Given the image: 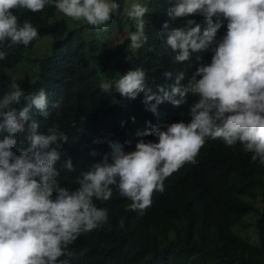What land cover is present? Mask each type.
Returning <instances> with one entry per match:
<instances>
[{
    "label": "clouds",
    "instance_id": "1",
    "mask_svg": "<svg viewBox=\"0 0 264 264\" xmlns=\"http://www.w3.org/2000/svg\"><path fill=\"white\" fill-rule=\"evenodd\" d=\"M48 3L96 29L107 28L120 7V0H0V49L8 42L27 46L38 35L37 28L27 19L20 22L13 9L36 12ZM147 11L139 0H132L127 9V17L135 21V31L128 33L132 50L148 40ZM190 14L202 15L206 26L201 29L193 19L171 29L168 21L162 24L173 62L188 61L200 50L211 52L210 61L198 64L186 83H180L181 71L168 88L158 85L153 91L146 84L145 69L137 66L100 84L104 92L114 89L129 99L142 93L153 114L163 101L178 106L188 95L198 97L190 105V119L138 130L137 136L157 139H138L132 150L108 139L110 151L75 178L74 189L58 179L61 168H74L71 157L57 167L69 139L66 131L54 123L47 133L39 132L40 121L32 111L48 117L45 90L26 94L11 82L10 90L0 95V264H71L69 245L81 233L108 222V209L96 201H107L115 187L131 201L129 209L143 211L153 191H163L166 177L186 162L196 163L206 139L219 138L227 146L239 143L251 160L264 166V0H171L167 8L172 19ZM222 24L226 31L218 39ZM5 56L0 50V60ZM22 98L25 103L17 109ZM59 107V101L52 102V109ZM21 133V143L27 146L13 150Z\"/></svg>",
    "mask_w": 264,
    "mask_h": 264
},
{
    "label": "trees",
    "instance_id": "2",
    "mask_svg": "<svg viewBox=\"0 0 264 264\" xmlns=\"http://www.w3.org/2000/svg\"><path fill=\"white\" fill-rule=\"evenodd\" d=\"M147 1L144 31L148 40L136 50L129 45L112 47L108 39L111 27L128 26L135 31V21L119 13L131 3L121 1L117 23L112 15L103 29L89 24L69 29L64 20L49 23L56 10L51 3L36 12L13 9L20 22L27 19L37 28L38 35L27 46L8 42L0 49L6 52L0 60V95L10 90L11 76L6 71L16 68L39 38L51 35V51L34 59L38 70L20 86L26 94L41 88L47 94L48 117L32 109L40 121L38 131L47 133L48 127L56 123L69 137L62 145L57 167L71 157L74 168H61L58 179L62 185L77 187L75 178L110 151L108 139L119 140L126 151L132 150L138 139H157L150 134L137 136L138 130L190 119V105L198 97L188 95L178 106L163 101L153 114L146 109L142 93L129 99L114 89L104 92L100 87L102 81L115 80L140 66L145 69L146 84L157 91L158 85H172L181 71L184 77L180 83H186L198 64L210 61L211 52L200 50L188 61L173 62L174 53L166 44L162 28L164 21L171 29L193 19L203 29L207 22L202 15L172 19L167 15L171 0ZM225 31L222 24L217 38ZM166 71L172 76L166 77ZM54 101H59V109L51 108ZM24 103L22 98L17 109ZM22 138L23 133L17 136L13 150L27 146L26 141L21 143ZM92 150L95 156L90 155ZM250 157L251 153L244 152L239 143L227 146L219 138L206 139L195 157L196 163L186 162L166 177L163 191H153L152 202L143 211L129 209L131 201L113 187L107 201H96L108 209V222L77 236L69 245L73 255L68 259L71 264H264V166ZM259 202L261 205L255 208ZM253 210L259 212L255 222L258 244L234 231Z\"/></svg>",
    "mask_w": 264,
    "mask_h": 264
},
{
    "label": "rangeland",
    "instance_id": "3",
    "mask_svg": "<svg viewBox=\"0 0 264 264\" xmlns=\"http://www.w3.org/2000/svg\"><path fill=\"white\" fill-rule=\"evenodd\" d=\"M123 2L124 4L131 3L132 0H120V2ZM140 3L147 4V0H139ZM129 7H124L121 11H119L121 16H126L127 9ZM118 10H116L115 13H113V19L116 22L118 17ZM126 18V17H125ZM58 20H64L67 24V27L69 29H74L76 27H79L83 24H88L86 21L81 19H73L71 17L65 16L63 13L59 12L57 9L55 10L53 16L49 19V23H53ZM110 34L108 36L109 39V45L115 48H119L122 45H129L130 42L128 39V33L130 31V27H119V28H110L109 30ZM54 39L51 35H45L39 40L35 42L32 48L25 51L23 59L21 62L17 65L16 68L12 70H7L6 73L11 76V82L12 83H18L21 85L23 82L26 81V79H31L32 74L36 73L38 70L37 62H34V59L37 57H40L44 54H48L51 51L52 43ZM31 66V67H30ZM261 203H256L255 208L260 206ZM261 208V207H260ZM259 208V209H260ZM259 212L256 210H253L246 214L242 221L234 227V231L237 232L241 237L246 238L249 242L252 244H258V234L256 229V218L258 217Z\"/></svg>",
    "mask_w": 264,
    "mask_h": 264
}]
</instances>
